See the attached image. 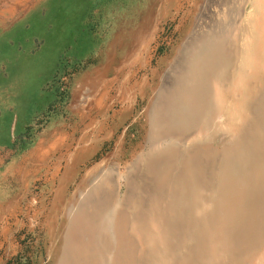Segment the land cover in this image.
<instances>
[{"label":"rangeland","instance_id":"374dc122","mask_svg":"<svg viewBox=\"0 0 264 264\" xmlns=\"http://www.w3.org/2000/svg\"><path fill=\"white\" fill-rule=\"evenodd\" d=\"M255 1L156 0L141 43L125 50L149 0H0V264L119 263L116 236L106 248L103 226L93 234L88 223L76 226L102 191L111 195L112 219L123 212L118 224L133 238L122 244L124 264H264V199L250 212L258 217L250 236L234 241L221 225L222 243L215 232L230 216L229 181L264 191V0ZM217 33H228L240 53L246 92L238 77L221 101H233L230 111L195 97L188 109L168 107L150 132L154 150H146L149 90L166 76L171 85L159 107L183 100L187 91L170 67L186 40ZM196 157L199 186L177 189L184 163ZM155 159L171 162L163 174L169 182L149 170ZM127 191L139 205L137 197L124 204ZM112 215L104 213L100 224H111Z\"/></svg>","mask_w":264,"mask_h":264},{"label":"bare ground","instance_id":"6f19581e","mask_svg":"<svg viewBox=\"0 0 264 264\" xmlns=\"http://www.w3.org/2000/svg\"><path fill=\"white\" fill-rule=\"evenodd\" d=\"M155 1L156 0H149V4L146 6V9L143 11L141 17L138 18L134 29L131 30L130 32H128L127 35L125 36V41H124V46H123V48L125 50H135L136 47L139 46L138 44L141 43L140 40L142 38V34H141L142 32H139V31H140V29H143V27H145L148 24L149 20H152L154 18L155 14H154V5L153 4ZM256 5H255V8H256ZM262 5H263V3H262ZM259 7H261V6H259ZM250 9H252V8H250ZM263 9H264V7H263ZM263 9H262V11H263ZM258 18H260V17H258ZM260 21H258V22H260ZM232 24L233 23L229 24L228 26L230 27V25H232ZM226 29H227V27H226ZM186 30L187 29L184 28L182 30V32L179 34H183L185 36ZM253 31H255V30H253ZM227 34L228 33H226V34L225 33H217V35L215 34L216 36H214L212 38L209 36L203 37L200 35L199 36L200 39H199V41L197 40V42L193 39L189 40V41L186 40L187 42L185 44H183V42H182L183 45L181 46L182 48L180 49L179 56L176 58L175 64L170 68H171L172 75L175 77H178V79H180L181 87H182L181 90L184 89L183 91H187V92L183 96V100L181 97L182 94L180 97L174 99L175 103L177 101H179L178 103H176V105L175 104L173 105L172 101H170L169 104H166V105L164 104V107H159L160 95L162 93H165L168 91V87L170 84L168 82L166 76H164V78H160V82L157 84L156 89H154V90L152 89V91H151V89L149 90L150 97L147 100V107L145 109V116L147 118L146 119V125H147L146 128H148V132H146L147 133L146 134V148H145L146 150H149V149L150 150L152 149V151L154 150L153 148H154L156 143H155L154 139H152L150 132L152 129H154L155 127H157L158 125H161L163 123L164 120H161L159 122L157 119H158V117L162 118L163 112H169L167 109L168 107L171 108L170 111L174 110V107L176 110H179L181 108L182 109H188L190 107V105L192 104L191 102L194 100V97H195L199 100L205 99L206 103L212 102L213 105L216 102V105L213 108H217V105L220 104L221 106H218V108H219L221 113L224 111H227V110L230 111V108L232 106L233 101L230 100L228 104H222L221 101L223 99H225V100L229 99V97H227V95L229 93H232L235 89V86H236V85L231 86V83L233 82L234 78L237 79L238 77L240 78L238 80L241 81V85H240L239 89H241V92L243 94L246 92V87L242 85L245 82L246 72L244 71L243 68L241 69L240 67H236L237 58H239L240 53L238 55L234 53L232 41L229 40V38H227V36H226ZM184 38H186V37H184ZM112 54H113V52H112ZM134 57H133V59L135 60L136 54L134 55ZM249 58L253 59L254 57L252 55L251 56L249 55ZM244 63H245V61L242 63V66L244 65ZM226 73H228L227 79L232 77L231 81L227 80V79H223L224 74H226ZM92 74L95 76V79H96V76L99 75V73L96 69L94 71H92ZM209 80H211V82ZM227 81H229V83H228L229 87H228V85H226V88H225V84L227 83ZM234 81H236V80L234 79ZM210 83L212 86V87L210 86L212 91H204L205 94L202 93L201 89H204V88L208 89ZM191 84H193L195 87L192 86ZM189 87L192 88V91L189 90ZM197 87H199L200 89H198ZM145 88H147V86H145ZM194 88H196V91L194 90ZM76 96H78V94ZM213 101H215V102H213ZM170 103H171V105H170ZM160 105H162V104H160ZM208 108L206 107L205 113H208ZM211 110H212V108L209 109V111H211ZM121 112L122 113L118 116L117 120L113 124L117 125L119 122H121V120L127 114V109H124ZM221 113L218 112L217 114L220 115ZM221 116L218 117L217 122H219V118ZM206 119H208V117L205 118V120ZM103 122H104V120H103ZM206 122H207V120H206ZM219 123H221V121ZM102 124L103 123L98 124L99 125L98 132H102L101 128H103V126H104V125L101 126ZM206 125H208V123H206ZM172 135L170 136V138L171 139H174V138L177 139L178 138L177 140H179L180 137L183 139L187 137V136L182 135L181 133L179 135H175L172 133ZM81 155H82V153L79 155V157ZM88 155H89V153H88ZM83 156H81V157H83ZM100 164H102V163H100ZM200 165H201V163H200V160L198 159V157H196L193 161H186L184 163V167L186 169H182L183 171L179 175V180H174L176 182V185L175 184H173V185H175V187L179 190H185L186 187L191 188L192 186L196 185L198 182V178L195 174L197 173L198 170L201 169ZM170 168H171V162H169V161L168 162L158 161L157 159H155L153 165L151 167H149V170L153 174L163 176V174L165 172L170 171ZM169 179L170 178L164 177L162 179V182L163 183H165L167 181L169 182ZM261 183L262 182L260 181V185L258 187L259 188L261 187V189H263L264 184L263 183L261 184ZM127 184H129V183L127 182ZM228 184H229V188H228L229 192H227L228 196L226 198L229 201L228 204H229V212H230L229 215L230 216L226 217L224 215L222 218H225V221L220 222L219 225L217 224V228L215 229V232H216V234H218V237L222 241V243L225 242V238H226L225 236H227V235H224L225 232L223 230H226V229H223L222 227H220L221 225L224 227H228L231 230V232L233 234L232 238H234V241H235V236L238 238L245 236V235L247 236L249 234V231H251V230L256 231L258 229V224H257L258 217L253 216L250 212L254 209V206L256 205V203L262 204L263 199H264V191L259 190L260 191L259 192V191H255L253 188H251L249 190V192H247L246 187H239L236 185L234 188V185L231 181H229ZM246 184L250 188V185L248 183H246ZM235 189L238 192L246 194V196H244L243 198H240V197L238 198V197L234 196L235 195V193H234ZM102 193H104V194L101 195L100 200L95 202V203H92V205H93V208H91L92 213H90V215L86 219L85 218L83 219L81 217H78L75 219L76 226H80L84 222L88 223L87 228L89 229L90 233H92V234L96 231V227H98V225L103 226L104 230L108 231V232L104 233V236H102V234L100 235V237L101 236L104 238L107 237V239H104V240H106L104 243L105 247H106V245L109 246L110 242L114 241L113 237L116 236L117 239L114 241V242H116V250L114 252V256L116 258L118 257L120 262L117 263L116 261H114L112 264H124V258L123 257L125 256V253L122 249V244H124V243L126 244L127 242H132L133 238L127 237L123 231L124 229L121 228L120 224H118L119 221L125 220L124 213L123 212L118 213L117 221H115V219H112L113 215H112V211L110 210L111 204L108 201L111 199V195L107 192H104V191H102ZM173 195L177 196L178 194H177V192L176 193L173 192ZM136 197L137 196L133 197L132 194H130L128 192L126 194V196L124 197V204H127V202L129 200H132L133 198H136ZM189 198H191V196H189ZM137 199H138V197L133 202L136 203ZM122 203H123V201H121V204ZM137 204L139 205L140 203L137 202ZM170 206H175V203L174 202L170 203ZM194 206L196 207L195 204H194ZM104 213H106L108 215H112V217L108 216V218H107L108 221H112L111 224H109V222H105L106 224H103V223L100 224L101 217ZM98 217H100V220H98ZM133 221H134V223L137 224L138 217L137 218L134 217ZM117 225H118V227L114 228V226H117ZM139 230H140V228H137V226H136V228H134L133 232L136 235H139L140 234ZM221 235L222 236L224 235L223 238ZM249 236H250V234H249ZM228 245H227V247H228ZM231 246H230V248H231ZM95 254H96V250H94L89 255V257L91 256V260H94ZM78 255L79 254L77 253L76 254V256H77L76 260L77 261L79 260Z\"/></svg>","mask_w":264,"mask_h":264},{"label":"crops","instance_id":"0c3cea01","mask_svg":"<svg viewBox=\"0 0 264 264\" xmlns=\"http://www.w3.org/2000/svg\"><path fill=\"white\" fill-rule=\"evenodd\" d=\"M12 25H13V23L11 24V25H7V28L6 29H9V28H11L12 27ZM76 54H72L71 55V57H74ZM10 66H12V65H10ZM9 66V67H10ZM6 71H7V69H5V77H10V71L8 72V73H6Z\"/></svg>","mask_w":264,"mask_h":264}]
</instances>
